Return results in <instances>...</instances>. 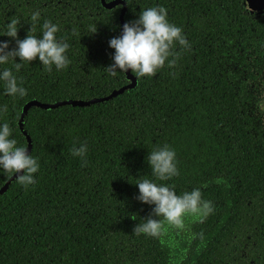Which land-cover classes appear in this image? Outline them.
<instances>
[{
    "label": "trees",
    "instance_id": "obj_1",
    "mask_svg": "<svg viewBox=\"0 0 264 264\" xmlns=\"http://www.w3.org/2000/svg\"><path fill=\"white\" fill-rule=\"evenodd\" d=\"M63 2L0 0V34L14 18L18 39L31 27L29 34L39 36L40 25L48 20L58 27L56 37L69 45V63L60 71L45 70L38 59L19 70L11 58L0 65V71L9 68L26 90L22 98L9 97L0 83V105L8 109L0 113V123L9 124L17 146L27 147L19 120L29 102L89 101L130 83L125 74L109 76L105 69L114 52L108 40L121 34L119 7L108 10L98 0L92 6L84 2L88 8ZM126 2L124 23L154 7L153 0ZM33 11L40 13L35 24L30 20ZM167 19L190 39L187 47L171 46V67L165 61L152 76L136 79L134 88L106 103L29 109L24 129L39 168L33 184L13 181L0 195V264H170L169 223L155 217L153 206L136 199L134 184L145 178L169 186L177 195L200 189L212 211L205 224L194 226L199 239L203 232L219 231L221 216L224 230L252 224L256 242L262 237L263 144L245 133L232 86L216 64L205 59L197 34L184 30V16H174L172 10ZM0 40L7 41L10 50L16 47L7 36ZM81 144L87 149L83 165L71 154ZM165 145L175 152L178 174L161 181L152 175L146 157ZM7 180L0 175V188ZM149 216L161 220L159 234L134 235L136 224ZM209 256L205 252L197 264H216V259L208 262Z\"/></svg>",
    "mask_w": 264,
    "mask_h": 264
},
{
    "label": "clouds",
    "instance_id": "obj_2",
    "mask_svg": "<svg viewBox=\"0 0 264 264\" xmlns=\"http://www.w3.org/2000/svg\"><path fill=\"white\" fill-rule=\"evenodd\" d=\"M39 17L40 13L33 11L30 20L35 24ZM57 31L55 23L44 20L40 25L39 36L29 34L32 32L31 27L25 38L18 39V21L10 18L0 36L13 39L16 47L10 50L8 42L0 40V65L7 64L11 58L13 67L19 70L22 65L38 59L48 71L53 67L57 71L66 68L69 63L66 56L69 45L56 37ZM174 43L188 46L181 29L168 21L166 9L162 6L145 8L139 12L136 20L122 25V32L118 37L108 40V46L114 52L112 63L105 69L109 76L130 71L135 79L150 77L164 66L165 61L169 67L175 63V53L171 51ZM16 58L20 62H16ZM0 83L3 84L4 94L9 97L22 98L26 94L25 88L17 84V78L7 67L0 71ZM7 110L6 105H0V113ZM11 131L7 122L0 123V175L7 179L15 176V181L21 185H31L39 164L36 158L27 153L26 147L17 146V141L11 138ZM86 151V146L81 144L79 148H73L71 154L81 158L83 165L86 163ZM146 161L152 175L158 180H167L178 174L175 152L167 145L148 152ZM134 185L138 188L136 199L153 206L155 217H162L169 224L181 225V218L187 213L212 211L211 203L202 200L198 188L177 195L169 186L146 178ZM142 220V223L133 228L134 235L154 237L159 234L162 223L160 219L149 216Z\"/></svg>",
    "mask_w": 264,
    "mask_h": 264
},
{
    "label": "flooded vegetation",
    "instance_id": "obj_3",
    "mask_svg": "<svg viewBox=\"0 0 264 264\" xmlns=\"http://www.w3.org/2000/svg\"><path fill=\"white\" fill-rule=\"evenodd\" d=\"M70 1L84 8H88L86 2L95 4V0ZM103 1L115 5L105 8ZM161 1L153 0L154 7L162 5L165 9L168 7V14L173 10L174 16L183 15L180 22L184 30L200 38L198 47L205 50V59H210L214 67L216 64L218 73L232 86L239 117L244 118L241 122L245 133L251 140L261 142L264 148V0H167L168 4ZM98 2L108 10L119 7L118 17L124 8L127 9L126 0ZM147 6L145 2L144 7ZM184 36L189 42V37L185 33ZM209 218V212L187 213L182 216L181 225H168L173 234L167 248L170 264H197L205 252L212 257L208 260L210 263L216 259V264H264V232L256 242L257 228L252 224L242 229L228 226V230H224V216H221L219 231L214 235L203 232L199 239L194 226L198 222L205 224ZM230 227L233 229L229 230Z\"/></svg>",
    "mask_w": 264,
    "mask_h": 264
},
{
    "label": "water",
    "instance_id": "obj_4",
    "mask_svg": "<svg viewBox=\"0 0 264 264\" xmlns=\"http://www.w3.org/2000/svg\"><path fill=\"white\" fill-rule=\"evenodd\" d=\"M249 1V0H246ZM104 3V1H103ZM115 5L114 2L109 3V4H105L104 3V7L105 8H112ZM124 13H125V8L121 11L119 19L121 21V26L124 24L123 21V17H124ZM121 32H122V28H121ZM127 80L130 82L128 85L122 87L121 89L117 90V91H113L110 95L103 97V98H97V99H92L89 101H81V100H68V101H64V102H57L54 104H45V103H40L38 101H31L28 104H26L23 107V110L21 112V117L19 120V128L21 130V132L23 133V135H25L26 139H27V153L30 154L31 149H32V142H31V138L30 136L27 134V132L24 129V118L26 117L29 109L31 107H37L43 110H47V109H56L65 105H69V106H73V107H87L93 104H99V103H106L107 101L115 98L116 96L122 94L125 90L127 89H132L136 86V79L131 75V72L129 71L128 73L125 74ZM15 181V176H13L12 179H8L5 184L0 188V195L5 193L9 187V185Z\"/></svg>",
    "mask_w": 264,
    "mask_h": 264
}]
</instances>
